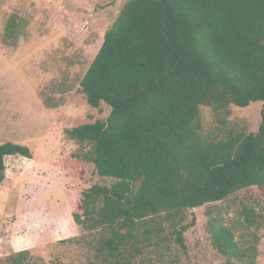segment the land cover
Returning a JSON list of instances; mask_svg holds the SVG:
<instances>
[{"label": "trees", "instance_id": "obj_1", "mask_svg": "<svg viewBox=\"0 0 264 264\" xmlns=\"http://www.w3.org/2000/svg\"><path fill=\"white\" fill-rule=\"evenodd\" d=\"M26 19L10 14L2 42L15 46ZM91 108L109 107L106 119L66 130L90 145L82 159L90 182L73 162L74 221L97 233L94 257L133 264L168 224L184 249L185 209L222 201L239 190L264 189V0H128L80 81ZM262 102L256 132L204 137L200 106L229 115L230 107ZM7 156L31 157L28 146L0 143V183ZM258 224L252 207L241 210ZM212 247L232 264H256L258 236L246 246L219 214L208 211ZM168 238V237H167ZM20 255V254H19Z\"/></svg>", "mask_w": 264, "mask_h": 264}, {"label": "rangeland", "instance_id": "obj_2", "mask_svg": "<svg viewBox=\"0 0 264 264\" xmlns=\"http://www.w3.org/2000/svg\"><path fill=\"white\" fill-rule=\"evenodd\" d=\"M128 0H0V143L26 145L30 158L7 156L0 183V264H104L94 257L95 232L83 230L72 216L77 199L69 175L81 163L90 182L114 180L92 174L82 157L90 145L71 139L66 130L104 120L109 107L91 108L80 81L98 51L105 32ZM10 14L27 25L15 46L2 42ZM262 102L230 107L218 115L200 106L201 134L224 139L230 133L258 130ZM252 207L258 224L247 227L241 210ZM223 217L241 246L258 236L256 264H264V189L250 186L222 201L185 209L184 249L167 223L160 240L133 264H226L211 245L208 211ZM168 237V238H167ZM20 254V255H19ZM232 264H244L232 260Z\"/></svg>", "mask_w": 264, "mask_h": 264}]
</instances>
